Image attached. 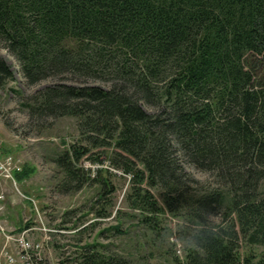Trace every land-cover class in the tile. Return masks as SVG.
Segmentation results:
<instances>
[{"label": "trees", "instance_id": "trees-1", "mask_svg": "<svg viewBox=\"0 0 264 264\" xmlns=\"http://www.w3.org/2000/svg\"><path fill=\"white\" fill-rule=\"evenodd\" d=\"M0 43L29 84L51 80L30 115L77 120L54 159L65 189L115 193L108 161L131 176L143 222L184 218L185 257L161 264H264V0H0ZM13 78L0 55V86ZM80 260L136 264L97 241Z\"/></svg>", "mask_w": 264, "mask_h": 264}, {"label": "rangeland", "instance_id": "rangeland-1", "mask_svg": "<svg viewBox=\"0 0 264 264\" xmlns=\"http://www.w3.org/2000/svg\"><path fill=\"white\" fill-rule=\"evenodd\" d=\"M0 55L14 71V78L0 86V150L3 156L11 154L20 161L19 171L29 170L25 176L17 178L14 173L13 179L0 182L4 195L0 199V264H12L6 255L19 259L24 252L22 238L41 244V259L35 264H81L82 248L94 241L136 264L171 263L175 257L183 260L189 245L184 218L166 210L156 229L143 222L140 210L127 199L131 176L108 161L106 167L116 173L111 178L117 186L115 193L99 200L100 183L95 180L77 190L63 187V173L54 159L80 139L77 120L72 116L32 117L26 104L29 96L51 80L29 84L17 58L1 43ZM68 79L76 80L71 75ZM82 163L94 177L100 165L87 156ZM191 177L196 181L190 184L199 188L208 173L195 169ZM151 190L163 205L159 189ZM98 206H105L111 214L98 216Z\"/></svg>", "mask_w": 264, "mask_h": 264}, {"label": "built area", "instance_id": "built-area-1", "mask_svg": "<svg viewBox=\"0 0 264 264\" xmlns=\"http://www.w3.org/2000/svg\"><path fill=\"white\" fill-rule=\"evenodd\" d=\"M21 170L20 161L14 158L13 155L9 154L3 156L0 150V182L3 179H13L14 173ZM3 193H0V199L3 198ZM23 248V253L19 256V259L13 258L11 255H6L12 264H35L38 259H41V254L39 252L41 244H32L25 239H21V244Z\"/></svg>", "mask_w": 264, "mask_h": 264}]
</instances>
